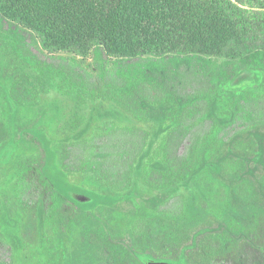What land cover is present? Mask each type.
I'll return each mask as SVG.
<instances>
[{"label": "rangeland", "instance_id": "rangeland-1", "mask_svg": "<svg viewBox=\"0 0 264 264\" xmlns=\"http://www.w3.org/2000/svg\"><path fill=\"white\" fill-rule=\"evenodd\" d=\"M59 55L96 74L92 52ZM9 59L0 50V236L12 247L13 264H264V120L223 143L213 141L240 101L264 94L262 71L249 70L252 79L243 85L215 81L208 101L216 108L204 116L213 134L187 150L179 127L187 101L166 94L161 105L144 104L138 116L118 102L116 89L111 95L86 90ZM20 73L31 80L29 105L11 98ZM117 78L130 81L127 89L137 85ZM149 83L162 92L161 82ZM107 121L147 136L123 193L93 173L65 174L57 165L60 145L91 138ZM28 163L72 205L58 210L54 223L46 224L41 209L22 210L15 197ZM174 196L183 197L184 215L159 214L158 205ZM139 219L150 222L145 253L131 237Z\"/></svg>", "mask_w": 264, "mask_h": 264}, {"label": "trees", "instance_id": "trees-1", "mask_svg": "<svg viewBox=\"0 0 264 264\" xmlns=\"http://www.w3.org/2000/svg\"><path fill=\"white\" fill-rule=\"evenodd\" d=\"M0 50L19 68L45 69L72 86L108 95L116 89L118 102L134 115H141L144 104L161 105L166 94L187 101L179 127L189 150L213 134L204 116L216 108L208 101L215 81L238 86L252 79L249 70L264 73V0H0ZM91 52L96 74L59 55L84 58ZM123 75L137 85L127 89L130 81L117 78ZM28 77L18 74L12 86L11 98L20 105L33 102ZM148 81L162 83V92L151 90ZM235 113L217 130L214 143L261 123L264 94L240 101ZM146 140L141 130L107 121L91 138L60 145L57 165L65 174L93 173L104 187L123 193L132 186ZM15 197L24 211L41 209L46 224L54 223L58 210L72 207L32 163L18 176ZM183 203L182 196H174L157 212L180 218ZM149 223L139 219L131 226L134 246L142 253ZM0 264H13L12 247L1 236Z\"/></svg>", "mask_w": 264, "mask_h": 264}, {"label": "water", "instance_id": "water-1", "mask_svg": "<svg viewBox=\"0 0 264 264\" xmlns=\"http://www.w3.org/2000/svg\"><path fill=\"white\" fill-rule=\"evenodd\" d=\"M151 264H168V263H151Z\"/></svg>", "mask_w": 264, "mask_h": 264}]
</instances>
